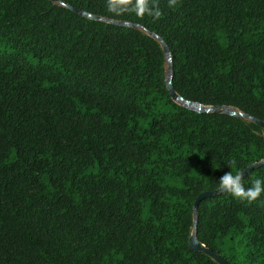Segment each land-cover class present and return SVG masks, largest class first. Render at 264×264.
I'll return each mask as SVG.
<instances>
[{"label":"trees","instance_id":"16d2710c","mask_svg":"<svg viewBox=\"0 0 264 264\" xmlns=\"http://www.w3.org/2000/svg\"><path fill=\"white\" fill-rule=\"evenodd\" d=\"M157 2L159 19L0 0V264H217L192 231L225 264H264V193L192 211L230 161L264 160V128L165 88L264 123V0Z\"/></svg>","mask_w":264,"mask_h":264},{"label":"clouds","instance_id":"9594fccd","mask_svg":"<svg viewBox=\"0 0 264 264\" xmlns=\"http://www.w3.org/2000/svg\"><path fill=\"white\" fill-rule=\"evenodd\" d=\"M177 3L178 0H168L169 7H174ZM106 7L116 16L134 14L141 18L147 15L159 19L162 15L157 0H106ZM235 165L236 161L229 162L230 171L220 177L217 190L250 203L256 201L264 193V180L255 179L252 186L246 188L243 183V170L236 168Z\"/></svg>","mask_w":264,"mask_h":264},{"label":"water","instance_id":"95a60500","mask_svg":"<svg viewBox=\"0 0 264 264\" xmlns=\"http://www.w3.org/2000/svg\"><path fill=\"white\" fill-rule=\"evenodd\" d=\"M50 2H55L56 0H49ZM65 8L75 14H78V15H84L82 12L78 11V10H75L73 9L72 7L70 6H65ZM89 19H92V20H95V21H103V22H106V20L104 19H100V18H97L95 16H88ZM109 23L113 26H117V27H128V28H135L136 25L132 24V23H123V22H116V21H109ZM146 34L152 38H154L160 45L163 53L165 55H168V49L166 47V45L161 42V40L158 38V37H155L153 36L151 33L149 32H146ZM170 64H169V68H170ZM165 88L168 92V95L170 97V99L172 101H174L175 103H177L175 101L176 98H179L178 96H176V94L173 92L172 88H171V84L170 82H165ZM180 102L181 104H178L180 105L181 107H188L190 105H193V103L191 102H187V101H184L182 99H180ZM188 109V108H186ZM227 109H230V108H227V107H218V106H213V107H204V108H200L198 111H196L197 113H220V114H225V115H231V116H234V117H241V118H246L248 119L250 122L254 123L255 125L261 127V128H264V123L259 121V120H256V119H253V118H248L246 117L245 115L239 113V112H234L232 109V111H228ZM264 163V160H261L257 163H254L250 166H248L246 169L243 170V176H245L248 172H250L252 169H254L255 167L257 166H260L261 164ZM222 193L221 191H218L217 189H214V190H210V191H206V192H202L200 193L194 200L193 202V205H192V211H193V216L195 217V208L197 206V204L203 200V199H206V198H210L214 195H217V194H220ZM188 249L192 252H202L206 255H208L215 263L217 264H225V262L219 258L218 256L214 255L211 251L207 250V249H204L197 241L196 239L194 238V233L192 231L189 239H188Z\"/></svg>","mask_w":264,"mask_h":264},{"label":"rangeland","instance_id":"374dc122","mask_svg":"<svg viewBox=\"0 0 264 264\" xmlns=\"http://www.w3.org/2000/svg\"><path fill=\"white\" fill-rule=\"evenodd\" d=\"M166 57H167V55H166ZM177 104H181V103H179V102H177ZM185 108H188V110H192V111H194V112H196V111H198L200 108H204V106H200V105H196V104H193V105H190V106H186ZM228 111H232V110H230V109H227Z\"/></svg>","mask_w":264,"mask_h":264},{"label":"bare ground","instance_id":"6f19581e","mask_svg":"<svg viewBox=\"0 0 264 264\" xmlns=\"http://www.w3.org/2000/svg\"><path fill=\"white\" fill-rule=\"evenodd\" d=\"M175 101H176V102H180L179 98H176Z\"/></svg>","mask_w":264,"mask_h":264}]
</instances>
